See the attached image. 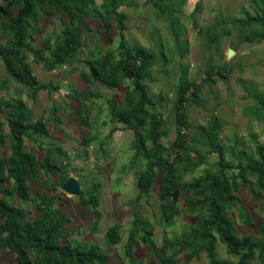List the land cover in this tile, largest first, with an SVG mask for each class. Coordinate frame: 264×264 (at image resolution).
<instances>
[{
	"label": "rangeland",
	"instance_id": "obj_1",
	"mask_svg": "<svg viewBox=\"0 0 264 264\" xmlns=\"http://www.w3.org/2000/svg\"><path fill=\"white\" fill-rule=\"evenodd\" d=\"M32 1L35 18L24 23L25 45L50 59L70 20L49 0ZM110 2L89 0L87 29L68 63L50 69L28 49L19 48L20 57L46 89L34 91L17 83L7 75L0 57V105H23L32 123L45 125L44 133L24 140V149L38 161L48 158L59 171L34 174L28 201L4 190L0 197L26 210L31 221L41 216L36 205L47 198L50 208L67 220L61 242L97 246L107 255L108 264H158L139 237L132 245L133 261L127 256L135 212L150 224L154 245L176 264H209L198 225L207 219L206 207L203 198L186 186L206 174L219 173L221 151L223 174L237 185L235 199L224 206L225 213L238 237L249 236L264 244V104L259 101L264 102V0H115L117 12L124 16L126 43L132 49L144 48L152 57L141 83L149 100L146 112L159 124L163 156L176 172L178 186L170 198L176 191L173 204L179 213L170 222L163 218L160 199L164 170L155 169L147 194L140 195L137 188L138 175L153 152L148 125L138 129L146 145L140 151L135 132L114 115L115 109L129 110L135 104L132 81L120 77L119 86L111 88L91 71L101 63L110 70L120 59L119 27ZM19 8L20 0L12 6L13 14ZM13 43L11 20L4 16L0 51L10 50ZM181 82L188 86L182 108L177 102ZM65 85L74 95L62 91ZM181 110L187 123L178 135L176 117ZM7 119L0 116L2 133L7 136L0 150L2 161L11 153ZM177 141L181 148L175 145ZM240 173L247 182L239 178ZM68 177L79 182V197L61 191ZM5 187H11L10 180ZM90 196L94 205L88 203ZM112 228L117 229V243L107 235ZM1 237L0 264H15L14 255L2 247ZM29 254L34 258L32 251ZM259 255L256 251L250 264H264V256ZM216 257L224 264H238L240 258L219 242Z\"/></svg>",
	"mask_w": 264,
	"mask_h": 264
},
{
	"label": "trees",
	"instance_id": "obj_2",
	"mask_svg": "<svg viewBox=\"0 0 264 264\" xmlns=\"http://www.w3.org/2000/svg\"><path fill=\"white\" fill-rule=\"evenodd\" d=\"M0 19L7 16L11 20L14 34V43L10 50L0 51V57L4 63L7 75L20 85L28 87L34 91L46 89L40 85L32 75L30 66L26 64L19 54V48L28 49L37 61L44 62L50 69L56 65L68 63L80 47V36L83 30L87 29L85 17L89 0H49L53 7L69 17L70 23L63 31L62 43L51 50L50 59L42 55L41 50H32L25 45L27 36L24 23L35 18L34 3L32 0H20V8L13 14L12 6L18 0H1ZM112 12L116 15L119 27L120 59L108 70L104 63L94 65L91 68L95 79L101 81L111 88L119 86L120 77L128 78L132 81L133 92L137 96L135 104L129 110H116L114 112L117 120L125 124L126 129L132 130L136 135V146L140 151L146 149L142 136L138 132L140 127L148 125L149 138L153 146V152L148 158V163L144 171L140 172L137 178V188L140 195L147 194L155 180V169L164 170V179L160 186V199L162 204V214L165 221L170 222L179 210L173 204L170 193L178 186L174 167L163 156L165 151L160 143L161 133L156 118H151L146 112L149 104L146 92L142 86V79L146 76V71L151 64V54L142 47L130 48L126 43L124 30V16L117 12L115 0L110 4ZM198 5V4H197ZM253 22H258V18H250ZM197 89L194 91L196 95ZM188 86L181 82L177 94L178 107L182 108L186 101ZM264 104L262 98H259ZM7 116V126L9 128V139L11 141V153L7 159L0 160V192L13 195L20 201L30 200L29 182L34 174L40 170L48 173H58V168L53 165L48 158L38 161L36 157L24 149V140L30 139L33 133H44L46 128L42 123H32L30 113L23 105H0V116ZM216 121V118L213 117ZM178 125V135L181 128L186 125L184 112L181 110L176 117ZM217 124L212 127V131ZM7 136L2 133L0 124V150L5 143ZM181 148L180 141L175 144ZM261 148L259 154L263 158ZM222 152L219 151V173L206 174L188 184L186 187L191 189L197 197L203 198V203L207 211V219L199 222L201 237L205 244L202 249L205 251L209 264H224L216 257V244L219 242L226 248L231 255H239L238 264H250L256 251L260 258L264 256V244L253 242L249 236L238 237L230 219L227 217L224 206L232 202L235 198L233 190L236 189V182L230 181L223 174ZM239 178L243 183L247 182L242 173ZM8 180L11 187H5ZM211 193V195H209ZM84 202V201H82ZM87 203V202H86ZM89 204H95L94 197H89ZM51 201L41 198L36 205L41 216L28 219V212L21 207H14L0 197V235L2 247L9 250L14 255L15 264H108V257L97 246L76 247L70 242H61L63 227L66 218L54 212ZM133 229L129 232L126 243L127 256L133 261L132 245L137 237L147 245L156 256L158 264H176L172 256H166L163 249H158L152 239L153 231L150 224L140 219L136 212L133 218ZM108 237L113 243L119 242L116 228L108 231ZM194 241V239H193ZM195 243V241H194ZM29 250L34 253V258L29 254Z\"/></svg>",
	"mask_w": 264,
	"mask_h": 264
},
{
	"label": "water",
	"instance_id": "obj_3",
	"mask_svg": "<svg viewBox=\"0 0 264 264\" xmlns=\"http://www.w3.org/2000/svg\"><path fill=\"white\" fill-rule=\"evenodd\" d=\"M12 0H7L6 3H9L11 2ZM62 91L64 93H67V94H70V95H74V92L71 91L69 89L68 86H63L62 87ZM61 191H63L64 193L66 194H69L71 196H77L79 197L80 196V184L79 182L74 178V177H68L64 183L61 185L60 187ZM176 191L173 192V194H171V197H172V200H173V203H175L176 201Z\"/></svg>",
	"mask_w": 264,
	"mask_h": 264
}]
</instances>
